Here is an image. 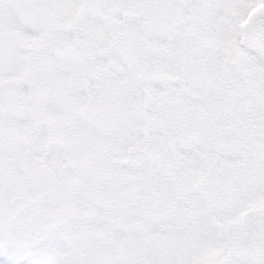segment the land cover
<instances>
[{"label":"snow or ice","instance_id":"1","mask_svg":"<svg viewBox=\"0 0 264 264\" xmlns=\"http://www.w3.org/2000/svg\"><path fill=\"white\" fill-rule=\"evenodd\" d=\"M0 264H264V0H0Z\"/></svg>","mask_w":264,"mask_h":264}]
</instances>
